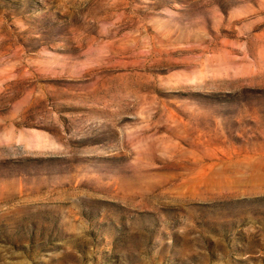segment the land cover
I'll return each mask as SVG.
<instances>
[{
	"label": "rangeland",
	"instance_id": "374dc122",
	"mask_svg": "<svg viewBox=\"0 0 264 264\" xmlns=\"http://www.w3.org/2000/svg\"><path fill=\"white\" fill-rule=\"evenodd\" d=\"M0 264H264V0H0Z\"/></svg>",
	"mask_w": 264,
	"mask_h": 264
}]
</instances>
